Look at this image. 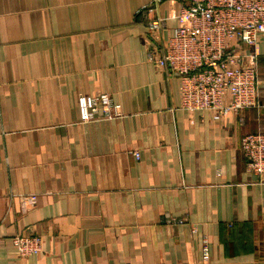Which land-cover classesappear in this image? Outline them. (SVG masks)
<instances>
[{
	"label": "crops",
	"instance_id": "crops-1",
	"mask_svg": "<svg viewBox=\"0 0 264 264\" xmlns=\"http://www.w3.org/2000/svg\"><path fill=\"white\" fill-rule=\"evenodd\" d=\"M149 2L0 0V264H264V182L241 151L264 133V42L258 107L189 114L149 60ZM98 94L123 118L81 124ZM19 234L43 252L21 258Z\"/></svg>",
	"mask_w": 264,
	"mask_h": 264
},
{
	"label": "built area",
	"instance_id": "built-area-1",
	"mask_svg": "<svg viewBox=\"0 0 264 264\" xmlns=\"http://www.w3.org/2000/svg\"><path fill=\"white\" fill-rule=\"evenodd\" d=\"M166 2L179 8L162 16L159 9ZM138 16L145 17L149 60L181 79V110L211 113L220 122L230 113L259 106L257 47L264 42V0H150ZM169 20L176 22L174 28H168ZM81 107V124L124 116L122 106L109 94L86 95ZM241 151L247 172L264 182V133L245 135ZM133 154L140 160V152ZM12 243L21 258L43 252L40 236L19 234ZM202 255L209 257L207 239Z\"/></svg>",
	"mask_w": 264,
	"mask_h": 264
}]
</instances>
